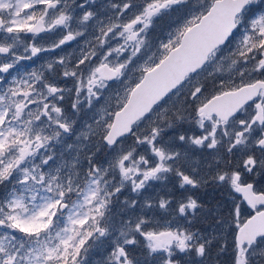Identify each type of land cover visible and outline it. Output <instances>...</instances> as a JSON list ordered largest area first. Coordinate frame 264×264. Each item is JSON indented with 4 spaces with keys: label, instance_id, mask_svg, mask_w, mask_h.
<instances>
[{
    "label": "snow or ice",
    "instance_id": "6c2138e0",
    "mask_svg": "<svg viewBox=\"0 0 264 264\" xmlns=\"http://www.w3.org/2000/svg\"><path fill=\"white\" fill-rule=\"evenodd\" d=\"M223 257L264 264V0H0V264Z\"/></svg>",
    "mask_w": 264,
    "mask_h": 264
},
{
    "label": "rangeland",
    "instance_id": "374dc122",
    "mask_svg": "<svg viewBox=\"0 0 264 264\" xmlns=\"http://www.w3.org/2000/svg\"><path fill=\"white\" fill-rule=\"evenodd\" d=\"M25 63H26V64H31V62H25ZM35 66L38 67V64L35 65ZM193 159H199V156H194ZM158 188H159V190H160L162 187H161L160 185H158ZM159 190H158V191H159ZM150 191L153 192V193H155V188H154V189H151ZM158 191H157V192H158ZM196 195H197L199 198H201L202 200H203V199H205V200L208 199V200H206L207 202H205V203H206V204H205V207H206V208H208V207H213V206H214V204H215V199H214L213 197L216 195V193H214L213 190H212L211 188H208V189H206V190H200V191H198V192L196 193ZM178 196H179V192H178ZM161 223H166V221H165V220H161ZM96 259L98 260V259H100V257L97 256ZM222 259H223V261H224V264H227V257H223Z\"/></svg>",
    "mask_w": 264,
    "mask_h": 264
},
{
    "label": "flooded vegetation",
    "instance_id": "af4514ba",
    "mask_svg": "<svg viewBox=\"0 0 264 264\" xmlns=\"http://www.w3.org/2000/svg\"><path fill=\"white\" fill-rule=\"evenodd\" d=\"M158 185L155 187V193H158L159 195H165L166 193L169 195H175L178 197V191H172L171 186H169V189L161 188L159 191ZM158 191V192H157Z\"/></svg>",
    "mask_w": 264,
    "mask_h": 264
},
{
    "label": "trees",
    "instance_id": "16d2710c",
    "mask_svg": "<svg viewBox=\"0 0 264 264\" xmlns=\"http://www.w3.org/2000/svg\"><path fill=\"white\" fill-rule=\"evenodd\" d=\"M206 200H208V199H206ZM205 199H203V202H204V204H206L205 202H207ZM197 226H200V225H197Z\"/></svg>",
    "mask_w": 264,
    "mask_h": 264
}]
</instances>
